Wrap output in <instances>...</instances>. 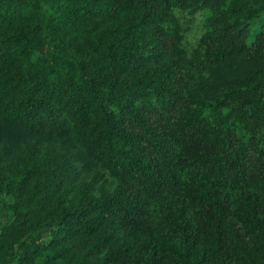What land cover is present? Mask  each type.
I'll use <instances>...</instances> for the list:
<instances>
[{
  "label": "trees",
  "instance_id": "16d2710c",
  "mask_svg": "<svg viewBox=\"0 0 264 264\" xmlns=\"http://www.w3.org/2000/svg\"><path fill=\"white\" fill-rule=\"evenodd\" d=\"M0 264H264V0H0Z\"/></svg>",
  "mask_w": 264,
  "mask_h": 264
},
{
  "label": "rangeland",
  "instance_id": "374dc122",
  "mask_svg": "<svg viewBox=\"0 0 264 264\" xmlns=\"http://www.w3.org/2000/svg\"><path fill=\"white\" fill-rule=\"evenodd\" d=\"M201 17L197 16V18L195 19V25H194V30L193 32L190 34V38L193 39L195 38V36L199 33H201Z\"/></svg>",
  "mask_w": 264,
  "mask_h": 264
}]
</instances>
